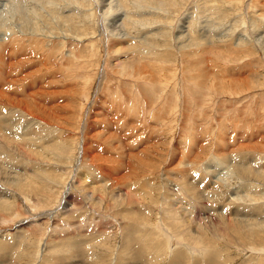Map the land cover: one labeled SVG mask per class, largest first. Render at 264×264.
Instances as JSON below:
<instances>
[{
  "label": "rangeland",
  "instance_id": "374dc122",
  "mask_svg": "<svg viewBox=\"0 0 264 264\" xmlns=\"http://www.w3.org/2000/svg\"><path fill=\"white\" fill-rule=\"evenodd\" d=\"M0 174V264H264V0H0Z\"/></svg>",
  "mask_w": 264,
  "mask_h": 264
},
{
  "label": "bare ground",
  "instance_id": "6f19581e",
  "mask_svg": "<svg viewBox=\"0 0 264 264\" xmlns=\"http://www.w3.org/2000/svg\"><path fill=\"white\" fill-rule=\"evenodd\" d=\"M42 90V89H41ZM48 92V91H47ZM14 102V101H13ZM159 111V110H158ZM24 115V114H23ZM29 115V114H28ZM23 117V116H22ZM30 117V116H29ZM4 120V119H3ZM6 120V119H5ZM10 121V120H9ZM32 121V120H31ZM37 122V121H36ZM37 123H39V122H37ZM11 124V123H10ZM33 124V123H32ZM36 124V123H35ZM13 125V124H12ZM11 125V126H12ZM2 128V130H5L6 129V127L3 129V127H1ZM92 129V128H91ZM7 131V130H6ZM5 131V132H6ZM9 131V130H8ZM10 134V133H9ZM222 139V138H221ZM83 142H84V139H83ZM27 146V145H26ZM35 146V145H34ZM19 147V146H18ZM23 147H25V146H23ZM38 147V146H37ZM8 148V147H7ZM9 149V148H8ZM26 151V150H25ZM84 151V150H83ZM47 152V151H46ZM118 152V151H117ZM120 152V151H119ZM25 153V152H24ZM23 154V153H22ZM219 154V153H218ZM32 155V154H31ZM23 156V155H22ZM25 156V155H24ZM27 156V155H26ZM25 156V157H26ZM224 164V163H223ZM88 170H90V169H88ZM2 171V170H1ZM4 171V170H3ZM1 175V174H0ZM89 175V174H88ZM92 176V175H91ZM90 176V177H91ZM97 177V176H96ZM83 183V182H82ZM193 184V183H192ZM2 186V185H1ZM103 186V185H102ZM199 186V185H198ZM201 192V191H200ZM3 194V193H2ZM127 195V194H126ZM128 196V195H127ZM129 197H130V195H129ZM128 197V198H129ZM200 198V197H199ZM197 199V198H196ZM176 200V199H175ZM67 201V200H66ZM197 201H199V200H197ZM130 202V201H129ZM62 203V202H61ZM66 203V202H65ZM65 203H64V205H65ZM178 203H180V205L181 204H183V206H180L179 208L181 209L180 211H181V213L182 214H185L186 212H188V208H190V207H193L191 204H189L188 202H186V203H183V202H181V201H179ZM201 203V202H200ZM1 205V204H0ZM5 205V204H4ZM173 205V204H172ZM195 209V208H194ZM199 211V210H198ZM130 212V211H129ZM179 212V211H178ZM194 213V212H193ZM201 213V212H200ZM180 214V213H179ZM201 215V214H200ZM176 217V216H175ZM130 218V217H129ZM187 218V217H186ZM131 219V218H130ZM187 220V219H186ZM189 220V219H188ZM130 222V221H129ZM149 224V223H148ZM141 228V227H140ZM143 230V229H142ZM19 231V230H18ZM17 231V232H18ZM139 231V230H138ZM150 233H151V235H149V236H151L152 237V232L150 231ZM199 233H200V230H199ZM11 234V233H10ZM154 234H155V232H154ZM156 236V235H155ZM198 237V236H197ZM140 238H141V236H140ZM58 240V239H57ZM158 240V239H157ZM148 246H149V243L151 242V241H153V238H149L148 240ZM150 241V242H149ZM155 242H157L156 240H154ZM154 243V242H153ZM158 243V242H157ZM156 244V243H155ZM154 244V245H155ZM147 245V244H146ZM153 245V244H152ZM135 253V252H134ZM184 253V252H183ZM183 253H181V251H178V252H176V254H175V259H174V261H173V264L178 260V258L179 257H181V258H184L183 256H182V254ZM186 254V253H185ZM184 255V254H183ZM217 255H218V253H217ZM207 261H210L209 263L210 264H217V257H216V255L215 254H211V256H209V258L207 259ZM206 264H207V262H206Z\"/></svg>",
  "mask_w": 264,
  "mask_h": 264
}]
</instances>
